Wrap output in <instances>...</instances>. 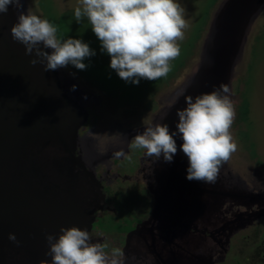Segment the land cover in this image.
Instances as JSON below:
<instances>
[{
    "label": "water",
    "instance_id": "95a60500",
    "mask_svg": "<svg viewBox=\"0 0 264 264\" xmlns=\"http://www.w3.org/2000/svg\"><path fill=\"white\" fill-rule=\"evenodd\" d=\"M263 15L264 0L221 1L200 45L198 64L153 125L167 123L176 133L177 109L186 107V98L211 92L221 83L228 84L232 100L252 30ZM16 22L17 17L12 21L0 14V264H44L52 259L46 236L58 238L61 226L90 231L104 194L94 167L88 170L81 164L86 140L79 129L89 116V89L62 68L45 71L43 64L33 65L35 52L27 55L26 46L12 38ZM174 139L177 153L166 181L173 195L168 203L171 231L178 233L179 241L186 236L185 264L222 263L231 239L264 217V185H252L239 172L235 152L220 166L215 183L188 180L183 140L179 134ZM166 196L163 192L158 209L165 206ZM149 224L129 234L131 249L121 258L123 264H156L149 251L146 258L134 256L140 231L152 238ZM9 233L16 235L18 244Z\"/></svg>",
    "mask_w": 264,
    "mask_h": 264
},
{
    "label": "clouds",
    "instance_id": "9594fccd",
    "mask_svg": "<svg viewBox=\"0 0 264 264\" xmlns=\"http://www.w3.org/2000/svg\"><path fill=\"white\" fill-rule=\"evenodd\" d=\"M10 5L18 10L12 38L26 46L27 55L35 52L33 65L41 63L45 71L69 64L87 68L84 60L95 55L88 43L72 37L59 39L57 27L48 19L31 9L22 10V0H0V14L7 13ZM74 15L77 22L87 18L119 77L137 85L141 79L157 80L169 73L187 27L177 0H80ZM229 93L228 84L221 83L211 92L187 97L186 107L177 109L176 133L170 132L167 123L148 125L134 135L130 147L144 149L156 159L163 155L170 163L177 153L174 136L179 134L189 160L187 179L215 183L220 166L237 149L230 132L235 110ZM9 239L19 243L14 233H9ZM46 239L52 259L44 264H123L121 249L112 248L109 254L106 243L91 242L88 230L78 226H61L58 238L49 233Z\"/></svg>",
    "mask_w": 264,
    "mask_h": 264
},
{
    "label": "rangeland",
    "instance_id": "374dc122",
    "mask_svg": "<svg viewBox=\"0 0 264 264\" xmlns=\"http://www.w3.org/2000/svg\"><path fill=\"white\" fill-rule=\"evenodd\" d=\"M24 1L27 9L48 19L57 27L59 39L78 38L95 51V55L84 60L87 65L85 70L77 69L71 64L62 68V73L67 71L77 83L89 89L85 99L88 112L91 104L101 102L100 110L97 109L100 122L96 125L98 128L91 133L98 136L99 140H87L84 143L86 148L81 164L87 169L89 165L97 163L95 159H99L98 142L104 144L116 141L112 135L119 128L127 130L131 126V129H139L153 125L154 117L169 106L172 94L198 64L200 45L208 32L215 9L223 0H177L187 24L183 30L184 38L178 41L180 54L170 61L171 70L166 76L157 80L141 79L138 85L121 79L110 67L111 57L102 51L101 42L92 31L87 18H82L80 22L75 20L74 10L80 6V0ZM24 1L22 0L23 8ZM4 14L13 21L18 17V10L10 5ZM248 46L243 66L234 80L231 101L235 117L230 129L237 144L235 158L239 172L249 178L252 185L260 186L264 185V15L256 22ZM245 109L247 114L243 113ZM130 119L132 124H129ZM242 132L244 135L238 139V134ZM114 222L115 218L108 215L96 225L100 224L109 232L119 229V225ZM254 233L253 228L247 231L246 235L250 236L246 241L242 240L243 235L240 236L233 243L226 260L220 264H260L258 256L255 260H249L250 254L255 252L250 244L258 239Z\"/></svg>",
    "mask_w": 264,
    "mask_h": 264
},
{
    "label": "flooded vegetation",
    "instance_id": "af4514ba",
    "mask_svg": "<svg viewBox=\"0 0 264 264\" xmlns=\"http://www.w3.org/2000/svg\"><path fill=\"white\" fill-rule=\"evenodd\" d=\"M100 103H93L89 106L91 110L88 119L79 129L80 137L85 138L86 141L96 140L97 142L99 140L98 136L91 133L98 128L96 125L100 122L97 115V109L100 110ZM129 122L132 124L133 121L130 119ZM130 127H127V130L119 128L112 135L113 138H116L114 142L108 141L104 144L98 142V149H96L99 153V155L97 154L99 159H95L97 163L89 165V167H94L96 180L104 194L103 207L96 212V220L92 229L88 231L92 238L91 242L106 243L108 245L106 251L109 254L112 248H119L124 256L131 249L129 234L139 229L145 222L150 221L152 238L147 239L148 232L140 231L137 247L134 251L135 259L146 258L149 251V256L156 264H180V260L182 264H185L187 249L183 240L186 239V236H183L182 241H179L178 233L174 234L171 231L174 224L169 223L171 210L168 203L169 197H173V195H169L166 189V181L170 173V163L164 160L163 155L156 159L154 156H147L144 149L131 148L132 138L137 133L135 132L137 128L131 129ZM118 140L120 142L117 143ZM81 151L82 149L78 148L76 155L79 156ZM117 152H122L123 155L116 156L115 153ZM163 192H167L166 198L163 199L165 206L158 209L159 198ZM108 215L115 218L114 224L119 225L118 230L107 232L100 224L96 225ZM252 228L258 239L250 244L255 252L250 254L249 260H255L258 256L261 259L260 264H264V217L238 232L231 239L230 250L240 236L243 235L242 240L246 241L250 236V234L246 235V232ZM198 231H201L199 226ZM247 246L249 245L247 244Z\"/></svg>",
    "mask_w": 264,
    "mask_h": 264
},
{
    "label": "trees",
    "instance_id": "16d2710c",
    "mask_svg": "<svg viewBox=\"0 0 264 264\" xmlns=\"http://www.w3.org/2000/svg\"><path fill=\"white\" fill-rule=\"evenodd\" d=\"M243 113L247 114V109H245ZM237 121L240 122L239 120H237ZM243 135H244V132L238 134V139H240V137L243 136Z\"/></svg>",
    "mask_w": 264,
    "mask_h": 264
}]
</instances>
